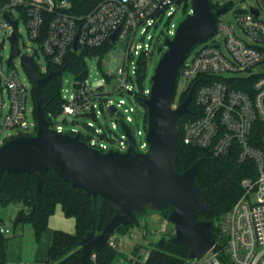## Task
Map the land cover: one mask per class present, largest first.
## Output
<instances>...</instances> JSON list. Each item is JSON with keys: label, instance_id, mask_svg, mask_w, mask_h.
Masks as SVG:
<instances>
[{"label": "built area", "instance_id": "built-area-1", "mask_svg": "<svg viewBox=\"0 0 264 264\" xmlns=\"http://www.w3.org/2000/svg\"><path fill=\"white\" fill-rule=\"evenodd\" d=\"M210 2L212 8L227 9L216 13L212 35L198 45L195 43L178 68L177 75L188 80L183 91L195 83L193 98L198 106L196 112L192 108L187 112L193 113L191 117L182 122L180 118L178 133L187 145L208 149L215 155L235 151L239 160H253L257 176L243 180V193L221 219L220 241H216L215 251H209L203 258L208 264H264V0ZM178 10L191 13V0H101L84 14L73 13L70 0H0V28L10 30V35L15 30L20 49L10 61V55L5 60L0 54V135L5 129L16 132L8 138L37 131V118L30 123L27 116L30 97L35 101L34 84L22 80L14 63L16 56L25 66L23 55H32L39 75L43 76L62 66L65 70L70 52L106 46L103 53L95 54L100 56L103 84L94 87L86 75L73 73L72 89L61 88V110L47 119L52 128L72 135L80 133L82 140L102 152L110 149L124 152L129 148V134L120 123L123 120L131 129L136 149L147 151L148 111L143 99L149 97L151 87L138 92L133 75L139 80L141 62L147 64L155 48H161L160 36L155 39L150 29ZM12 20H18L15 28ZM21 20L25 22L30 44L20 43ZM178 24H167L163 30L166 37L175 35ZM138 35L142 43L135 42ZM75 42L77 47L73 49ZM116 48L120 50L118 55L114 54ZM40 52L49 61L46 68L36 61ZM105 55L111 58L106 59ZM111 60L116 61L115 69L109 68ZM27 73L32 82L28 70ZM121 93L134 96L141 104L145 116L143 128L134 130L130 125L138 107L127 105L125 98L115 101L111 97ZM177 106L173 98V107ZM101 114L111 118V126L99 123ZM61 115L65 121L73 116L72 121L77 122L81 117H94L98 125L93 121L83 123L87 134L73 127L65 129L57 120ZM115 130H120V135ZM141 135H145L144 140L139 139ZM10 231L7 225H0L1 233ZM143 233H148L147 228ZM109 243L118 249L121 240L114 235ZM217 244L222 246L218 249ZM152 249L141 248L137 264H146ZM95 257L93 253L91 258Z\"/></svg>", "mask_w": 264, "mask_h": 264}, {"label": "water", "instance_id": "water-1", "mask_svg": "<svg viewBox=\"0 0 264 264\" xmlns=\"http://www.w3.org/2000/svg\"><path fill=\"white\" fill-rule=\"evenodd\" d=\"M191 6L193 11L179 22L175 35L165 38L166 50L151 77V93L143 99L148 111L149 148L145 152L136 149L131 129L123 120L121 126L130 137V146L124 152L114 149L102 152L82 140L80 133L72 135L52 128L44 113L41 88L65 66L40 76L34 57L23 55L34 84L38 126L35 134H21L2 143L0 180L4 171L34 172V195L39 205L42 174L51 169L73 187H81L88 194H100L111 203L114 208L111 220L99 232L87 231L80 241L81 264H87L91 251L108 243L120 226L136 222L138 216L149 209L162 211L168 207L171 209L167 219L175 225L174 234L168 238L170 243L188 248V257L192 260H200L209 251H215L216 221L198 218L199 214L212 212L197 179L202 158L182 172L176 166L178 123L181 115L190 111L195 83L177 107H173V98L178 68L187 58L189 49L196 42L209 39L215 29L216 13L225 12L227 7L214 10L210 0H191ZM17 22L12 20L14 28ZM9 38L8 61L20 53L15 30ZM76 47L75 42L73 49ZM21 220L19 214L14 228ZM163 243L161 239L159 244Z\"/></svg>", "mask_w": 264, "mask_h": 264}, {"label": "trees", "instance_id": "trees-1", "mask_svg": "<svg viewBox=\"0 0 264 264\" xmlns=\"http://www.w3.org/2000/svg\"><path fill=\"white\" fill-rule=\"evenodd\" d=\"M70 1L73 13L84 14L101 0ZM105 50L106 46H99L84 48L80 53L70 52L66 67L77 75L85 76L87 74L85 57L103 53ZM146 65V61L141 62L140 76L145 72ZM177 85L176 78L174 94ZM61 87L60 74L51 77L42 85L41 95L47 118H50V114H57L61 110ZM188 91L186 90L182 94L181 99L186 97ZM194 107L193 98L191 102L193 112ZM187 118L189 117L182 115L181 122ZM198 158H202V161L197 170V179L206 201L212 208L210 214H199L198 218H211L215 221L220 219L219 226L216 225L214 229L216 241H220L221 219L243 193V180L257 176L255 163L251 159L239 160L235 151L224 155H215L208 149L187 145L182 140L180 141L179 132L176 159L178 170L180 172L186 170ZM35 185L34 172L4 171L0 180V206L20 205L18 213L22 215L21 221L30 222L34 228L36 239L40 240L47 229L49 217L54 213L56 206L60 204L66 215L75 218V230L74 232L60 229L54 231L46 263L81 264L80 241L82 237L89 230L101 231L114 214L113 206L100 194H88L81 187H73L69 181L63 180L51 169L42 174V198L39 205L35 201ZM170 209L168 207L162 210L166 217ZM3 223L0 217V225ZM127 225H122L118 229L127 231ZM9 240L10 237L7 234L0 232V264H7ZM163 240V244H159V242L155 244L146 264L188 263L190 260L188 248L183 245H174L165 238ZM221 246L217 244L218 249ZM93 253L96 254L94 259L91 258ZM117 254L118 249L113 248L108 242L99 250L91 251L87 264H112Z\"/></svg>", "mask_w": 264, "mask_h": 264}, {"label": "rangeland", "instance_id": "rangeland-1", "mask_svg": "<svg viewBox=\"0 0 264 264\" xmlns=\"http://www.w3.org/2000/svg\"><path fill=\"white\" fill-rule=\"evenodd\" d=\"M216 9L215 6H213ZM19 13V11H18ZM187 14L182 10H178L172 17L165 16L158 24L157 27H152L150 29V33L155 35V39L160 36L159 45L161 48H155V52L152 56L147 58V65H146V75L144 77L139 78L138 80L135 75L134 79L132 80L136 86V90L140 92L143 87L149 88L152 85V74L154 72L155 67L158 64L159 59L161 58L162 54L166 50V46H164V40L166 37V32H163L167 24L171 22L179 23ZM19 39L20 43L23 41L26 44H30V38L27 34V29L25 26L24 20L19 22ZM10 30H4L0 28V54H3L5 60L9 57L11 52V41L9 39ZM173 37V36H172ZM135 42L142 43L143 39L140 35L135 38ZM200 42H196L198 45ZM195 46V44H194ZM114 54L118 55L120 50L116 48L114 50ZM104 58L110 59L108 55H105ZM86 65H87V74L86 78L88 81L94 86H98L103 84V70L101 67V61L99 55L85 57ZM36 61L39 66L46 68L49 64V61L44 53L40 52L36 56ZM138 55L135 56L134 62L137 63ZM14 63L18 67L20 72V76L22 80L29 85L32 86V82L29 79V75L27 73V68L23 65L22 60L19 56H16L14 59ZM110 69H115L116 61L111 60L108 64ZM5 67H7L5 65ZM61 76V88H68L69 90L72 89L73 86V72L66 68L63 72L59 73ZM177 89L175 94V103H178L180 96L183 92V89L188 85L187 78L183 76H177ZM115 101H118L120 98L126 99L127 105H134L138 107L139 112L137 115H133V120L130 123L131 127L136 130L137 128L144 127V111L142 109L141 104L136 100L134 96H128L126 94H113L111 96ZM35 101L32 97L28 102L27 108V116L30 123H33L36 120V115L34 112L35 108ZM144 108V107H143ZM119 110L123 112V107H120ZM198 110V106H195V112ZM183 115L187 117H191L193 113H183ZM74 119L73 116H68L67 120H63V116H59L57 120L64 126L65 129L70 128H77L80 131H83L84 134L89 133L87 127L83 124L88 121H93L95 125H98V121L94 117H81L79 121H72ZM99 123L106 125V123L111 126V118L109 116H104L101 114L99 116ZM115 132L120 135V130H115ZM11 134H16L14 129H5L3 133L0 135V146L3 143V140L8 138ZM140 140L145 139V135L139 136ZM182 140L180 134V141ZM113 146V145H112ZM252 199H255V194L252 195ZM20 205L9 204L5 206H0V217L3 224L10 227L11 231L7 235L10 237L9 247L11 250V257L12 259L7 261V264H38L35 259V250H36V236L34 233L33 226L28 221H20V223L14 228V222L17 219L19 213L18 209ZM220 219L216 220V225L219 226ZM127 231H123L118 229L115 233L116 238L118 241L121 240V244L118 248V254L116 255L112 264H137V261L140 260V250L144 247H155L161 239L165 238L168 239L174 234L175 225L170 222L165 213L162 211L157 210H147L146 212L140 214L136 222L127 225ZM147 228L148 233L144 235V229ZM18 237H22L23 241L19 242L17 240ZM204 257V256H203ZM202 257V258H203ZM121 259H123L122 262ZM54 264V263H51ZM187 264H208L205 258L201 260H192L190 259Z\"/></svg>", "mask_w": 264, "mask_h": 264}, {"label": "crops", "instance_id": "crops-1", "mask_svg": "<svg viewBox=\"0 0 264 264\" xmlns=\"http://www.w3.org/2000/svg\"><path fill=\"white\" fill-rule=\"evenodd\" d=\"M75 222V218L73 216L66 215L60 204L56 206L54 213L49 217L47 229L42 234L40 240H36L37 242L35 250V259L38 264H47L46 260L48 258V250L53 238L54 231L60 229L67 232H74ZM17 240L19 242H22L23 238L18 237ZM11 250L12 249L9 247L8 244L9 260L12 259Z\"/></svg>", "mask_w": 264, "mask_h": 264}, {"label": "flooded vegetation", "instance_id": "flooded-vegetation-1", "mask_svg": "<svg viewBox=\"0 0 264 264\" xmlns=\"http://www.w3.org/2000/svg\"><path fill=\"white\" fill-rule=\"evenodd\" d=\"M185 91H186V90H184V91L182 92V94L185 93ZM175 94H176V93H175ZM175 94H174V99H175ZM182 94H181V96H182ZM181 96H180V99H179V101H178V104H179V103L185 98V97H184L183 99H181ZM193 97H194V93H193L192 99H191V101H190V103H189V107H190V108H191V102H192V100H193ZM180 100H181V101H180Z\"/></svg>", "mask_w": 264, "mask_h": 264}, {"label": "bare ground", "instance_id": "bare-ground-1", "mask_svg": "<svg viewBox=\"0 0 264 264\" xmlns=\"http://www.w3.org/2000/svg\"><path fill=\"white\" fill-rule=\"evenodd\" d=\"M181 101V100H180Z\"/></svg>", "mask_w": 264, "mask_h": 264}]
</instances>
